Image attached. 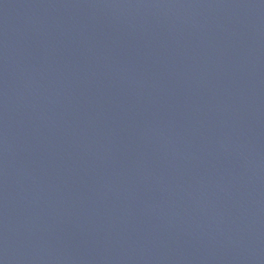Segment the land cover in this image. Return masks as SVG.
Segmentation results:
<instances>
[{
	"label": "water",
	"instance_id": "95a60500",
	"mask_svg": "<svg viewBox=\"0 0 264 264\" xmlns=\"http://www.w3.org/2000/svg\"><path fill=\"white\" fill-rule=\"evenodd\" d=\"M0 264H264V0H0Z\"/></svg>",
	"mask_w": 264,
	"mask_h": 264
}]
</instances>
